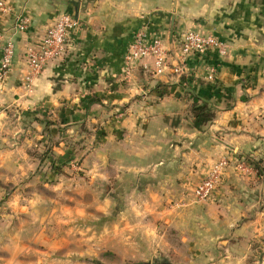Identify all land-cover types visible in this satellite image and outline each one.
Returning a JSON list of instances; mask_svg holds the SVG:
<instances>
[{
	"label": "crops",
	"instance_id": "crops-1",
	"mask_svg": "<svg viewBox=\"0 0 264 264\" xmlns=\"http://www.w3.org/2000/svg\"><path fill=\"white\" fill-rule=\"evenodd\" d=\"M9 3L13 11L0 14V30L16 50L0 80V171L6 159L17 172L31 169L27 149L56 138L61 139L54 145L56 154L68 158L64 140L78 127L81 134L87 132L91 124L97 129L89 139L93 151L83 159L98 162L105 150L109 167L151 177L155 182L140 191L159 202L160 235L173 228L192 251H236L237 262L246 251H259L257 241L264 236V0ZM16 12L29 15L28 30H14ZM61 13L77 17L80 27L69 34L64 56L27 81L25 49L38 45ZM140 29L169 49L161 73L153 72L150 58L132 64L124 58ZM188 30L215 35L227 43L228 55H179L180 37ZM201 104L214 113L212 119L194 116L192 107ZM9 115L15 121L7 120ZM220 158L229 160L220 184L206 200L192 202L196 185Z\"/></svg>",
	"mask_w": 264,
	"mask_h": 264
},
{
	"label": "rangeland",
	"instance_id": "rangeland-1",
	"mask_svg": "<svg viewBox=\"0 0 264 264\" xmlns=\"http://www.w3.org/2000/svg\"><path fill=\"white\" fill-rule=\"evenodd\" d=\"M15 119L9 115L7 120ZM78 129L64 140L68 158L56 154L54 145L61 140L56 138L45 144L51 151L43 161L37 157L46 149L41 143L27 149L31 169L24 166L17 172L4 160L2 264H264V236L257 241L259 251H246L237 262L232 256L236 251H192L173 228L160 235L159 202L140 191L155 181L109 167L105 150L98 162L83 159L93 151L89 139L97 129L91 124L83 134ZM52 166L62 173L56 174ZM190 196L192 202H202Z\"/></svg>",
	"mask_w": 264,
	"mask_h": 264
},
{
	"label": "built area",
	"instance_id": "built-area-1",
	"mask_svg": "<svg viewBox=\"0 0 264 264\" xmlns=\"http://www.w3.org/2000/svg\"><path fill=\"white\" fill-rule=\"evenodd\" d=\"M13 9L9 0H0V14L12 13ZM13 28L18 32L28 30L31 19L25 12L13 13ZM80 27V21L70 13H61L56 20L49 25L36 46L28 45L25 49V59L28 73L27 81L37 76L44 66L64 56L67 50L69 34ZM178 49L180 55H205L214 51L220 57L228 55V45L215 35L202 33L197 30L184 32L179 40ZM15 43L11 38L6 37L5 32L0 30V80L8 72L15 54ZM169 49L159 37H148L143 30H138L127 44L124 58L132 64L144 58H150L154 73H161L167 67ZM215 69L211 68L208 78H214ZM229 166L227 158L215 160L209 166L206 174L196 185L193 196L197 201L209 198L220 184L222 177ZM238 168L248 170L245 163H238Z\"/></svg>",
	"mask_w": 264,
	"mask_h": 264
},
{
	"label": "trees",
	"instance_id": "trees-1",
	"mask_svg": "<svg viewBox=\"0 0 264 264\" xmlns=\"http://www.w3.org/2000/svg\"><path fill=\"white\" fill-rule=\"evenodd\" d=\"M192 113L195 117H206L208 119H212L214 117V113L208 108L206 104L194 105L192 107ZM46 149L37 155L39 160H45L50 155V147L45 145ZM55 173H62L61 169L56 166H52Z\"/></svg>",
	"mask_w": 264,
	"mask_h": 264
}]
</instances>
